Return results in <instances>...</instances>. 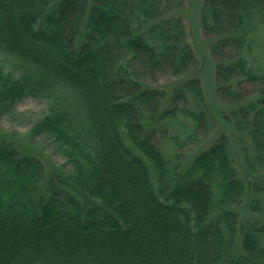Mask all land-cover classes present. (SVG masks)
I'll list each match as a JSON object with an SVG mask.
<instances>
[{
  "label": "trees",
  "instance_id": "16d2710c",
  "mask_svg": "<svg viewBox=\"0 0 264 264\" xmlns=\"http://www.w3.org/2000/svg\"><path fill=\"white\" fill-rule=\"evenodd\" d=\"M187 0H0V264H264V0H204L218 128ZM163 77L175 78L172 87ZM67 159L56 164L38 139Z\"/></svg>",
  "mask_w": 264,
  "mask_h": 264
},
{
  "label": "rangeland",
  "instance_id": "374dc122",
  "mask_svg": "<svg viewBox=\"0 0 264 264\" xmlns=\"http://www.w3.org/2000/svg\"><path fill=\"white\" fill-rule=\"evenodd\" d=\"M203 2L204 0H187L186 8L183 11L188 28V38L196 51L198 59L194 72L201 78L212 113L218 119L219 124L213 137L204 143L203 147L208 146L214 137L226 132L230 137L237 163L241 170H244V157L235 137L234 129L223 116V111H228V109L222 105L218 96L215 80L216 65L210 54V42L204 37L201 25L200 13ZM262 36L264 35L260 34L257 37L261 40ZM261 46L262 40L261 44L257 43L255 45V51L253 52L255 58H250L254 67H264V48ZM159 84L172 87L176 82L173 77H163L160 79ZM48 111V99L25 97L16 103L12 112L0 115V129L8 132H18L22 136L26 135L33 127L34 122L44 117ZM38 141L47 148V154L51 156L56 164L64 165L67 163V159L57 151L56 146L47 137L42 136Z\"/></svg>",
  "mask_w": 264,
  "mask_h": 264
}]
</instances>
